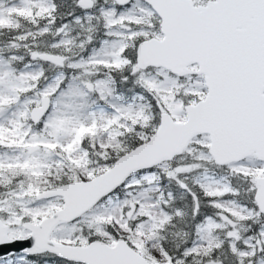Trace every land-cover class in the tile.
<instances>
[{"label":"snow or ice","instance_id":"snow-or-ice-1","mask_svg":"<svg viewBox=\"0 0 264 264\" xmlns=\"http://www.w3.org/2000/svg\"><path fill=\"white\" fill-rule=\"evenodd\" d=\"M0 264H264V0H0Z\"/></svg>","mask_w":264,"mask_h":264}]
</instances>
